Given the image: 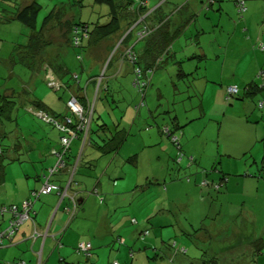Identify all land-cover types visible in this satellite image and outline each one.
Here are the masks:
<instances>
[{
  "label": "crops",
  "instance_id": "crops-1",
  "mask_svg": "<svg viewBox=\"0 0 264 264\" xmlns=\"http://www.w3.org/2000/svg\"><path fill=\"white\" fill-rule=\"evenodd\" d=\"M30 1L31 0H21L23 4L29 3ZM173 1L177 2V0ZM200 1L203 2V0L194 2L193 11L196 12L198 10L200 7ZM160 4L161 0H149V6L152 10L157 8ZM227 6L228 4L225 6L218 5V8L215 11H209L211 12L209 20L204 18L207 22L202 23L199 19L196 21L197 25H202L203 27H200L209 30L208 32L210 33L212 32L214 37L207 40L201 38L203 40L202 42L198 40L201 44L199 47V54L202 61H204V71L203 73L201 72V74L198 72V75L196 76L198 77V80L195 81L193 91L198 95V100L192 102L190 106L191 112L189 113L190 121L188 120V122L195 120L199 115V111L203 112L204 108L201 98H203V92H205L207 88L215 87L219 93L224 92V89L227 86H236L240 90L239 97L242 96V98L232 100L228 102V104L223 102L224 109L222 116L221 118L216 117V120L218 121V130L216 137L214 132L212 138L216 143V153H214L213 157L214 160L220 157L218 167L220 175H216L219 173L215 166L209 169L208 166L204 165L203 160L198 157V165H196L190 183L188 184L176 183L168 176L166 179H161L160 176H157L156 179H152L154 184H135L138 182V179L135 177L139 173L138 164H142V156L145 152L150 151L151 155H155L160 153V151H162V153L166 151L168 158L173 162L171 156L175 148L171 144L169 136L165 135L163 132L164 127H160L159 121H153L156 129L152 130L150 128H153V126H148L145 124L147 121L141 119L140 121H144V123L138 122L140 127L137 128V131L138 133L142 132L135 136L137 138H134V143L138 145V149L135 150L134 153H128V155L120 158L116 157V153L125 147L126 142L129 141L127 137L115 153L98 152L94 147H90L88 142L83 146L82 140L77 139L71 144L69 157L66 161V168L61 172H57L50 180L53 185L62 189L68 183L71 176V170L74 169L72 181L76 184H73L70 189L72 192L74 191L77 200H75L78 205L77 215L75 218L69 220L68 214L63 210L65 201L60 200L58 193H52L50 195L46 194L47 196L41 195L39 199L43 197V202L39 205L37 204L39 199H37L33 205L35 224L33 225L30 222H26L19 229L18 233L15 234L11 243L0 248V264H19L21 262H24V264H97L98 254L100 252L96 251V249L103 246L108 247V257L110 258L109 262H111V264H114L115 262H117V264H170V262H173L174 264H243L247 257L250 258V260L247 259L249 264H264V244H262V242L259 243L257 240L255 241V239H253L252 242H255L254 244L259 253L255 256L254 262L251 260V256H254L256 248H254L251 243L250 246L245 247L242 250L235 246H230V244L222 246L220 243L217 246H209L208 248H205V246L208 245L207 239H209V242L211 240L208 238L209 235L204 231L194 232L198 227L191 223L187 224L184 222V224H181L177 221L181 225L177 229H173V231H176V233H174L179 236V239L173 241V243L171 239H166V237L169 238L173 234L172 231H170V228L174 227V224H176V222L171 219V216L175 218L176 215L182 214L181 212L183 211L181 210L184 207L188 208L184 202L177 201L178 198L175 197L176 191L180 189H194L196 193H198L200 203L204 200L205 204H208L206 199H210L214 192L210 188V185L215 183L216 180L220 179L223 175H227L226 178L228 176L235 177L239 176L244 171V177L242 176L241 178L245 180L237 183L244 184L246 180H251L246 179L247 174L251 175L249 176L250 178L258 180L254 174L257 170L259 171L260 164L261 169H264V112L259 111L255 107V100H253V98L244 96L243 94V88L251 83L253 79H255L257 73L262 67H264L263 56L262 54H258L256 57L255 54L259 53V51H256V47H254L256 44V41H254L256 29H259L258 26L264 19V0L248 1L246 5L247 9L242 14H238L235 8H230L229 11H227ZM213 7L216 8L214 3L210 8ZM164 8L167 10V8L163 6V9ZM223 14L226 15V23L228 25L226 28H228V30L221 25ZM153 23H156V21L154 20ZM14 24L16 23H13V25ZM68 33L65 38L63 37L66 44H68V40L70 39H68ZM220 33L226 34L224 42L219 40ZM122 37L123 36L119 38V35L117 34L96 43L98 47L105 42L108 43L105 45L106 47H103V51L98 53V56H94V54L91 55V49L95 45L93 42H90L89 44L83 42V45L85 46L82 52L83 54L89 52L91 70H96L99 65L102 66L107 57L106 54H108L105 50L107 48H109L108 50L113 49V44ZM61 40L55 44L48 43V46L43 48L42 54L44 53V55H46V53H48L51 58L49 56V59L45 61L46 63H43L41 56L39 63L37 62V67L33 66L31 62L28 66L22 65L18 62L12 64L10 60L13 58L9 59L10 56L6 57L7 59H4L3 61H5V67L9 71L7 75V78H9L8 80L17 78L22 84L21 86L24 87L26 83L22 82L21 78H26L30 74L31 77L29 81L35 85L36 80L34 79H38L37 76L39 75V72H44V80L48 73H50L54 76L56 80L55 82L60 85L58 89H56V86L53 91L62 93V96L59 97L60 102L54 100L52 92L46 90L42 84L38 85L36 87L39 89L37 90L39 95L38 101H40L45 110L56 116L59 115L62 118L65 116L72 117L73 115L67 109L66 104L70 99L76 98L81 105L89 106V108L94 111L90 127L92 131L94 130L98 132L100 138H103L104 136L109 137L110 135L114 136L115 130L124 129L125 131L127 126H121V124L124 123L129 108H124V110L122 109L123 111L116 110L117 107L120 108V102H118L117 107H112V103L115 102L114 95L117 93L118 100H122L121 103H124L125 101H135L136 93L139 94V92L130 90L133 89L128 84L130 80V75L128 74L131 73L130 66L125 61L119 59V54L122 48L119 49L117 55H114L115 53L113 54L112 52V59L114 58V62L112 63L113 66L108 71V74H103V76L105 75L107 77L105 82L106 87L109 88L105 91V87H102L100 90L101 92H99L100 88L96 87L95 89L94 87H90V81L86 82L83 87H81L80 83L77 82V84H74L72 81L65 83L66 86L61 85L63 83L59 79L61 77L59 73L61 72L58 73V67L55 66L61 64L63 66L62 72L64 74L70 70L64 62H61L62 60L59 52L64 51L65 56L70 51L67 47L68 45L64 43L61 44ZM232 43L233 45L230 47V44ZM62 45H66V47L63 48ZM227 45L230 47V53L234 56H228ZM138 48H140V46L136 47V49ZM10 51L9 54L16 57V55H14V50L10 49ZM51 51L55 52L52 54ZM142 52L143 51H140V53ZM78 53L77 50L75 55ZM241 53L246 58L244 65L242 64L243 62L241 63L238 61L239 56L237 58L235 57L236 54ZM29 55L30 54L24 48L20 54H17V60H30ZM181 56L182 54L178 55L179 58H181ZM81 57L83 60L84 58L82 54ZM56 61L60 62L55 63ZM231 63L236 65V67L233 68L230 65ZM46 64L51 65L48 72ZM16 67L19 68V71L17 72L18 74L13 73ZM170 74L172 75L170 80L171 85L180 80L173 72ZM103 76L101 80H99V84L104 82L105 77L103 79ZM214 76L215 78H213ZM74 78L77 79V76H74ZM162 79L163 76H160L157 81H161ZM153 81V79L150 80V86ZM185 83L186 82H184V84ZM192 83L193 82H190L189 84L191 85ZM13 84L18 85L19 83L14 81ZM0 87H2L1 84ZM3 87L4 93L10 95L12 93L11 89L16 86L9 87L4 82ZM104 93H107L106 97L103 96ZM188 93L191 94L189 91ZM192 95L194 96L193 92ZM257 96L264 98L263 93L256 94L254 97ZM63 102L66 104L63 105ZM103 102L106 104L103 106L100 105ZM144 103L146 104L145 101ZM26 104H28V102H26ZM17 106L20 107L23 105L21 103ZM19 107L17 108L19 109ZM25 107L23 106V113H25ZM19 110L21 111V109ZM131 110L135 112V110ZM139 110L140 108L136 111V118L140 116ZM12 111L13 110H10L6 113L8 116L7 120H12ZM262 111H264V109ZM116 113L120 114L119 119L114 115ZM150 113L151 110L147 112L149 116L146 117L152 119L153 116ZM23 118L25 119L24 116ZM23 118L16 113V124L14 127H12L11 124L2 127V119L0 121V134L2 131L8 133L11 144L13 142L15 144L16 142L14 140L16 139H18V141L20 140L24 148L13 154V150L10 147L6 152L7 160L15 159V161L10 162L5 166V177L9 165L14 166L17 169V172L14 169L11 170V173L16 175L11 184H7L4 180V183L0 185V204H20L29 199L30 196H32V193L29 195V192L42 185V176L45 173L44 170L51 167L55 161L54 156L50 154V150L58 147L59 132L53 128L38 126L40 130L39 132L31 131V133L25 138L18 131V120ZM98 125H105L106 128L100 129ZM183 126H176L172 131L173 134L175 132L180 133ZM229 126L232 127L229 128ZM52 129L53 132L50 133ZM184 132L185 129L181 131L182 134H180V137L184 136ZM142 133L145 134V137L141 142ZM238 133L239 135L235 136ZM229 137L230 140H228ZM258 143L261 144L263 152L261 163H258V159L255 158L252 153L250 155L253 158L252 164L256 166L255 172L253 169L244 166L238 168L236 162L229 160H227L228 162L226 165L236 167L234 170H229V173L224 171L222 165V159H224V157L225 160L226 158L230 159L232 157L233 159L237 158L238 160L243 157L246 152L252 151L253 149L251 148ZM147 146H150L151 149H147ZM161 148L165 149L162 150ZM180 148L185 149V145L180 144ZM126 156L127 159H123ZM190 157L194 162V157ZM182 158L183 160L181 159L180 163L177 165V171L179 172L182 169L189 167L185 164H189L190 161L188 159L184 161V157ZM39 162L41 164L39 168H36V163ZM28 165L32 168H28ZM76 175H78L77 178ZM106 176L107 178L114 179L112 184H109L111 181L104 179ZM32 177H34V181H31ZM203 180L208 182L206 188H201V185L198 184ZM226 181L227 184H229V178H227ZM93 182L95 183L92 184ZM225 188L227 189L228 186H225ZM158 189L163 194V199L158 196ZM220 195L221 193L217 196H214L213 194L212 202L209 203L207 209L204 204L197 209L196 223L198 225H203L204 220L209 216L218 218V231L213 232L212 234L214 239L221 237L220 235L224 228L222 227L223 225L221 226V209L215 206V202L221 199ZM96 197H102V199L98 200ZM194 199L195 198H192V201H194ZM102 206L105 207L103 210L101 209ZM137 206H149L147 210H142V216L140 219L133 216ZM199 218L201 219L199 220ZM8 219V215H0V231L6 226ZM159 225H162V227H159ZM148 227L150 229H148ZM34 229L41 234H46L45 237L33 238ZM146 230L150 232L148 238L151 239L147 240V242L146 239H144L142 242L143 248H141V242L138 241V243H136V236H141V233L143 231L146 232ZM188 231H190L192 235L189 234ZM189 236L193 238L192 242L194 246H196V253L191 252V255L194 256L193 258H188L187 255H189L190 250H185V248L190 247V245L184 237L188 238ZM128 239V254L130 257L127 254L120 258V252L122 251L121 245L126 244ZM115 241L119 244L116 249H114ZM218 241L220 240L218 239ZM242 241L247 244L250 242V239L243 238ZM257 242L258 244H256ZM78 243L90 244L91 250L88 254L84 255L82 252H77L76 247ZM178 243L180 244V247H178ZM202 247L204 248L202 251H205L201 254ZM226 249L230 251L231 249L238 250L226 253ZM113 251L119 252V254L116 256L112 255L111 252ZM170 255L171 257H169ZM204 259H207L208 263L204 261Z\"/></svg>",
  "mask_w": 264,
  "mask_h": 264
},
{
  "label": "rangeland",
  "instance_id": "rangeland-1",
  "mask_svg": "<svg viewBox=\"0 0 264 264\" xmlns=\"http://www.w3.org/2000/svg\"><path fill=\"white\" fill-rule=\"evenodd\" d=\"M37 3L40 4L41 6V10L38 13V20H37V27L41 26V20L42 18H44L48 11L52 8V6L56 5L57 6V10L59 9L61 13L65 12L66 14L62 17V19H60L59 21L57 20V22H53V24H48V26H46V29L43 32V40L47 43H57L58 41H60L63 37L65 38L68 30H67V26L66 24L69 23H78L79 21H87L91 20L92 23L93 22H97L99 19L98 18V14H96L97 11L100 12L99 7H97L95 10L92 9L93 6V0H82V6L79 7L78 5H74V4H70L72 3L73 0H36ZM250 0H246L245 1V5H247V2ZM252 1H258V0H252ZM263 1V0H262ZM227 11H229L230 8H234L235 4H234V0H230L229 2H224L223 6L227 5ZM18 5V4H17ZM63 6V7H61ZM247 9V7H246ZM65 10V11H64ZM82 11V12H81ZM82 14V15H81ZM207 14L206 12H203L201 15H198V19L200 20V22L204 21V15ZM211 14V12L209 13ZM82 16V17H81ZM239 18V17H238ZM105 19L101 18L100 21H103ZM91 23V24H92ZM221 25L223 27H228L227 23H226V15L223 14L222 15V19H221ZM196 26H199L196 24ZM193 29V28H192ZM228 30V28H226ZM258 30V29H256ZM209 30H206L205 34V38H203L204 40L207 39H212L213 33L208 32ZM217 34V33H216ZM29 35V31L26 27L22 26L19 23L14 24V26H11L10 29H0V39L3 40V43H5L6 41H8L5 45L3 44L2 48L0 49V84L2 87L1 88V96H0V103L3 104V108L4 111L5 109H7V107L9 106L8 102H13L15 101V103L17 104H21L24 106V103L29 102L26 106H30L31 103L30 101L33 102V98L39 99V95L37 93V90H39L38 88H36L38 85L42 84L44 86V88L46 90H48L49 92H52L53 94V99L57 100L60 102L59 97L62 96V93L60 92H55L51 89H49L46 85V82L44 80V72H39V75L37 76L38 79H34L36 80V84L33 85V83L30 80V74L26 77V78H21V81L26 83L24 85V87H22L21 83L19 82V80L17 78H12L11 80H5V83L9 86V87H13L16 86L15 88H13L14 90L12 91V95L17 94L15 96H11L9 98H3L4 96H2V94H4L3 91V85H4V81H1V78L5 79L8 75V69L5 67V61H2V59H7V53H9L8 50L10 49H15L18 48V46H16V44H23V42L27 39V36ZM72 34L69 32L68 33V38H71ZM226 34H221L220 33V37L219 40L221 42L225 41V37ZM62 39L61 44H66L65 39ZM200 42H202L203 40L201 39V36H199ZM19 41V42H17ZM120 40L116 41L115 44H113V49L108 50L109 48H107L105 51L108 53L106 54V59L103 62L102 66H98V68L96 70H91V60L89 59V54L86 52L85 54H83L82 50L79 49H75L72 48L69 44L67 47L70 49V51L64 56V51H60L59 55L61 56V62H64V64L70 69L67 72H65V74L63 72L59 73V75L61 76L59 79L61 82H63V84L67 83L68 81H72L74 82V84L80 83L81 87H83L85 85L86 82H91L90 87H94L96 89V87H100L102 89V87L106 86V79L107 77L103 74H108V71L111 69V67L113 66L110 65L108 67V63L112 60V52L114 53L115 49L117 48L118 44H119ZM21 44V45H22ZM108 43H103L101 45H94V47L91 49V55L94 54V56H98V53H101L103 51V47H106L105 45H107ZM66 45H62L63 48L66 47ZM232 44H230L231 47ZM55 46V45H54ZM208 46V45H207ZM98 47V48H97ZM227 45V51H228V56L232 55L234 56L232 53H230L229 48ZM77 50L80 54H82L83 56V60L80 61L76 58L75 53H77ZM258 50V49H257ZM43 51V50H42ZM41 51V56L43 59V63H46L45 61L49 59V54L46 53V55H44V53L42 54ZM52 54L55 51H51ZM104 52V53H106ZM66 53V52H65ZM258 54L261 53H256L255 56L257 57ZM117 55V54H116ZM239 56V57H238ZM235 57H238V61H240L243 65L245 64L246 58L243 56V54H236ZM254 57V55H253ZM39 58H41L39 56ZM37 58V59H39ZM51 58V56H50ZM18 57H15V60H17ZM93 61V59H92ZM41 62V63H42ZM60 61H56L55 63H59ZM114 62V60L112 61V63ZM19 63V62H18ZM32 65L34 66V61L31 62ZM233 68L236 67V65H234L233 63L230 64ZM49 66V65H48ZM11 67V66H10ZM108 67V69H107ZM19 71V68L16 67L13 71L14 74H18L17 72ZM128 75H130V80H129V86L133 89H130L132 91H136L138 92L139 89H137V87H133L132 82H131V74L129 73ZM74 76H77V79L74 78ZM103 76L104 82L99 84V80H101ZM171 76L170 74H167L166 76H163V79L161 81H157L158 80V76L155 75V80L151 83L152 85L149 88L150 85V81L148 83V85L146 86V88H143L144 91L143 93H136V100L135 101H125L124 103H121L122 100H118V95L117 93L114 95V103H112V107L118 106V102H120V108H116V110L118 111H123L124 108H129L128 109V113L126 114V119L124 121L122 125H126V131L128 133L127 138L129 141L126 142V145L124 148L120 149L117 153H116V157L120 158L123 157L125 155H128V153H134L135 150L138 149V145L136 143H134V138H137L135 136H137L138 134H140L141 132L138 133L137 128L140 127L138 122L144 123V121H140L141 119H145V121H147L145 124H147L148 126L153 128H150L152 130H155V124L154 122L159 121V125L160 127H167L168 130L170 129V131L172 132L173 129H175L176 126H183V128L180 130L179 132H175L173 134V136H176L179 139V143L181 145H185V149H181L182 152L181 153V157L179 156V152L176 150H174L172 152V156L171 158L173 159V162L171 159L168 158V155L166 154V151L164 153H162V151H160V153L155 154V155H151L150 151H147L143 154L142 156V164H138V175H136L135 177L138 179V182H136L135 184H154V182L152 181V179H156L157 176H160L161 179H166L167 176L170 179H173L174 182L176 183H180V184H188L190 183V180L192 178V175L195 171L196 165L197 164V158H201L203 160V163L205 166H208L209 169L214 167L217 168V172L219 171L218 167H219V159L220 157H218L216 160H214V153H216V143L215 140L212 139L213 138V133L215 132V137L217 134V130H218V121L216 120V117H220L222 116V112H223V102H225L226 104H228V101L225 99V91L226 89H224V92L219 93L215 87L213 88H207L205 92H203V98H201V101L203 102V112L199 111V115L197 118H195V120L188 122V120L190 121V115L189 113L191 112V104L192 102H194V100H198V95L196 94V92L193 91V88L195 86V82L194 84L191 86V88H188L187 86H185L183 83H177L176 86H172L170 84V80H171ZM215 78V76L213 77ZM102 79V81H103ZM16 83H19L18 85H14L13 82L14 81ZM55 82V81H54ZM53 88L55 87V85H51ZM141 89V90H143ZM158 89V90H157ZM188 91L192 94H194L193 98L192 96H189ZM14 92V93H13ZM99 92H101L99 90ZM107 93H104L103 96L106 97ZM101 95V94H100ZM142 96H144V99L142 101ZM31 97V98H30ZM33 97V98H32ZM67 97V96H66ZM161 97V98H159ZM65 98V97H64ZM100 98V96H99ZM237 98L231 99V100H236ZM53 100V101H54ZM99 100V99H98ZM93 101V99H92ZM144 101L146 102V104H142V106H140V103H144ZM95 102L97 103V101L95 100ZM66 103L63 102V105H65ZM94 104V103H93ZM106 103H101L100 105H104ZM4 105L6 107H4ZM95 105V104H94ZM67 106V104H66ZM137 106V107H136ZM159 106V108H158ZM19 107V106H17ZM139 110L140 116H138L136 118V111ZM20 110L18 109H13L12 111V120H7L6 118L1 116L2 122L4 124H8L12 127L15 126L16 122H15V115L16 113H18L20 115L21 118H23V116L25 117V119H21L18 120V131L19 133L24 136L26 138L27 135H29V133H31V131L33 132H39V128L38 125L40 124V122L38 123V117H35L32 114L29 113H23V107H19ZM123 109V110H122ZM131 109L135 110L132 111ZM151 110V113L153 118L149 119L146 116H149L147 114V112ZM196 111V110H195ZM188 112V113H187ZM187 113V114H186ZM118 119L120 117L119 113L114 114ZM113 115V116H114ZM44 127V126H43ZM232 126H229V128H231ZM49 128V127H47ZM185 129V132L183 133L184 136L180 137V134L182 130ZM148 130V129H147ZM53 132V129L50 131V133ZM151 132V131H150ZM173 133V132H172ZM239 133L235 136H238ZM159 136V135H158ZM145 134L142 133V137H141V142L142 140H144ZM170 140V139H169ZM228 140H230V137L228 138ZM6 141H9V139H7ZM172 146V145H171ZM169 148V147H168ZM147 149H151L150 146H147ZM162 150H164L165 148H161ZM252 151H248L245 153V155L241 158H239L237 160V158H226L222 159V165L224 168V171L228 172L229 170H234V167H231L229 165H226V163L229 161L232 162H236L237 163V167H247V168H251L253 169V171L255 172L256 166H254V164H252V157L250 156L251 153L253 154V156H255V158L258 159V163L260 164L262 161V156H263V152H262V146L260 143L255 144L253 146ZM168 151V150H167ZM41 152V151H40ZM43 152V151H42ZM168 153V152H167ZM169 156H170V152H169ZM190 156L194 157V162H192V158ZM184 157V161H186L187 159L190 161L189 164H185L186 166L188 165L189 167L182 169L180 172L177 171V165L180 163L181 159L183 160ZM123 159H127V156ZM192 163V164H191ZM40 162L36 163V168H39L40 166ZM28 168H32L30 165H28ZM233 168V169H232ZM14 169L17 172V169L12 166L9 165L8 169H7V173H6V177H5V181L7 182V184H11L14 177L16 175H13L11 173V170ZM46 172V169L44 170ZM216 171V170H215ZM208 173V172H207ZM219 173V172H218ZM229 173V172H228ZM108 174V172H107ZM217 176L220 175L216 174ZM258 180H256L255 178H250L249 174H247V178L246 179H251V180H246L244 184H237L239 181H244L245 179H242L241 177H244V171L242 172V174H240L239 176H235V177H227L229 178V184H227V181L223 182V186L220 188V190L213 192L212 196L210 199H206L208 201V204H205L204 200L200 203V199L198 196V193H196V191L194 189L192 190H185V189H180L178 191L175 192V197L178 198L177 201H182L184 202V204H186L188 206V208H183L181 211L182 214L176 215L175 218L171 216V219H173V221L176 222V224H174V227L170 228V231H172V235L166 239H171L172 243L173 241H177V239H179V236H177L175 233L176 231H173V229H177L182 223L184 224V222L191 223L193 225H196V227H200L202 224H197V209L201 206V205H205V208L207 209L209 203L212 202V197L213 194L214 196H217L219 193H221L220 195V200L215 202V206L219 207L221 209V215H223L221 217V222L224 220V222L222 223L224 228L223 231L221 233V237L217 238V239H211L209 242V239H207V246H205V248L207 247H214L217 246L219 243L222 246H226L229 245L230 246H235L238 249L242 250L245 247L250 246L249 243L245 244V242H243V238H248L250 240H257L258 242H262V244H264V169H261V164L259 165V171L257 170V172L254 174ZM78 175H76L77 178ZM227 176V175H225ZM225 178V179H227ZM107 181H111L112 184L113 182V178H107V176L104 178ZM31 181H34V177L31 178ZM170 181V180H169ZM105 182V181H104ZM171 182V181H170ZM172 182V183H174ZM220 182V179L216 180V184H218ZM95 182H93L92 184H94ZM198 184H201L200 182ZM225 186H228V188L226 189ZM42 187V186H41ZM139 187V186H137ZM154 187V186H153ZM156 190V189H154ZM40 191V189H39ZM158 196L160 198L163 199V194L161 193V191L158 189ZM198 192V191H197ZM10 197V196H8ZM43 198V197H42ZM42 198L39 199V201L37 202V204H41V202H43ZM98 200L102 199V197H96ZM192 198H195L194 201H192ZM104 199V198H103ZM105 202V201H104ZM102 203V202H101ZM105 207H101V209L103 210ZM149 208V206H137L135 211H134V217H137L138 219L141 218L142 216V210H147ZM180 209V208H179ZM201 218H199L200 220ZM179 221V222H177ZM207 220H204V223ZM132 223V222H130ZM148 234L146 235L145 231H143L141 233V236H136V243H138V241H140L142 244L141 248H143V240L146 239L147 240L151 239L148 238L150 235V232L147 231ZM175 232V233H174ZM189 234L190 231H188ZM194 233V232H193ZM175 234V236H174ZM183 237V236H181ZM142 238V240H141ZM210 238V237H208ZM165 239V240H166ZM184 239L189 243L190 247L185 248V250H190L188 258H193L194 256L191 255V252H195L196 253V246H194L193 242H192V237H184ZM218 239L220 241H218ZM131 241V240H130ZM249 241V240H246ZM128 242L129 239L127 240V243L124 245H121L122 251L120 252V258L124 255L126 256L129 252V247H128ZM115 248H117V246L119 245L117 241H115ZM178 247H180V244L178 243ZM113 248V247H112ZM111 249V248H110ZM109 249V250H110ZM202 249H204L203 247L201 248V254L202 252H204L205 250L202 251ZM264 249V248H263ZM96 251L100 252L98 254V262L97 264H111V262H109V257H108V247H100L97 248ZM226 253H229L230 250H225ZM112 255H117L119 254V252H111ZM241 253L243 254V252L241 251ZM129 256V254H128ZM246 256V254H245ZM130 257V256H129ZM171 257V255L169 256ZM246 258V257H245ZM247 259L250 260L249 257L246 258V261L243 264H249L247 262ZM189 260V259H188ZM205 260V259H204ZM169 261V259H168ZM191 261V260H190ZM176 262V261H175ZM117 264V262H115ZM170 264H174L173 262H170Z\"/></svg>",
  "mask_w": 264,
  "mask_h": 264
},
{
  "label": "trees",
  "instance_id": "trees-1",
  "mask_svg": "<svg viewBox=\"0 0 264 264\" xmlns=\"http://www.w3.org/2000/svg\"><path fill=\"white\" fill-rule=\"evenodd\" d=\"M198 0H177V2H174L173 0H161V4L152 10L149 6V0H93V6L92 9L95 10L97 7H99V11L96 12L98 14L99 19L97 22H93L91 20L87 21H79L78 23H67V30L72 34L71 38L68 40V44L70 42V46L75 49L83 50L84 46L83 42L85 44H89L90 42H93V44H96L104 39H107L109 37H112L114 35H119V38L123 36L120 40L121 42L118 44L117 48L114 51V55H116L121 49V52L119 54V59L122 61H125L129 64L131 69V78H132V85L133 87H137L139 89V94L143 93L144 89L148 85L149 81L151 79L155 80V75L158 76H166L167 74L174 73L176 77H178L180 80L177 82H174L172 86H176L177 83H183L186 82L184 85L191 88V86L194 84L195 81L198 80V77H196L201 72L204 71V61H202V58H200L199 54V47L201 46L200 42L198 40L199 36L201 38H205L206 29L196 26V21L198 20V15H201L203 12H206L207 14L204 15V18L209 20V16H211L209 11L213 12L218 8V5H223L224 2H228L229 0H203V2H199L200 7L195 12L193 11L194 2ZM246 0H234V8L237 11L238 14H242L246 11ZM214 3V6L216 8H210L212 4ZM240 3H242V7L240 6ZM18 4V5H17ZM71 5H78L79 7L82 6V0H73ZM163 6L167 8V10ZM63 7V6H61ZM64 8V7H63ZM41 10V6L39 3H37L36 0H31L29 3L23 4L21 0H0V29H10L11 26H14L13 23H19L22 26L26 27L29 31V35L27 36V39L23 42V44H16L18 48L13 49L14 55L17 56V54L21 53V51L25 48L27 52L30 54L29 58L30 60H15L14 56H11L9 53H7V57L10 56L9 59L12 64H15L19 62L22 65L28 66L30 62L34 61V66L37 67V62L39 63V56L41 57V51L45 46H48V43L43 40V32L46 29V26L48 24H53V22H57L66 14L65 12L61 13L60 10H57V6L54 5L52 8L48 11L47 15L42 18L41 26L37 27V18L38 13ZM65 11V10H64ZM82 12V11H81ZM218 14V13H217ZM82 15V14H81ZM82 17V16H81ZM103 18L105 20L100 21V19ZM156 21V23H153V21ZM207 20L202 21L207 22ZM92 23V24H91ZM259 29L256 30L254 41H256V44L254 47H256V51H259V53L263 56V63H264V19L260 22V25L258 26ZM193 28V29H192ZM125 35V36H124ZM74 38L79 39L78 46H74ZM8 41L3 43V40L0 39V49L2 48L3 44L5 45ZM255 43V42H254ZM137 46H140V48L136 49ZM144 48V49H143ZM143 49V50H142ZM258 49V50H257ZM10 51V50H8ZM140 51H143L140 53ZM11 52V51H10ZM89 53V52H88ZM181 58L178 57V55H181ZM77 59L82 61L81 54L78 53L76 55ZM39 58V59H37ZM4 59H2L3 61ZM22 60V59H21ZM114 58L108 63V67L112 65V61ZM10 62V63H11ZM47 72L49 71L51 65L46 64ZM49 65V66H48ZM58 73L63 71V66L61 64H58ZM107 67V68H108ZM166 74V75H165ZM52 76V74H50ZM171 75V74H170ZM55 80L54 76H52ZM152 77V78H151ZM9 78H1V81L5 80L7 81ZM56 81V80H55ZM46 85L49 89L54 90L55 88L50 87L49 84L46 81ZM190 82H193L191 85ZM57 85V88H59L60 85ZM62 86H66V84H61ZM68 85V84H67ZM150 86V85H149ZM231 86H227L225 89V99L230 102L231 99L237 98L241 99L240 96V90L237 89L236 94H229L227 92V88ZM98 88H100L98 86ZM109 87L105 86V91H107ZM143 89V90H141ZM8 90V89H6ZM10 90V89H9ZM14 90L13 88L11 89ZM101 90V88L99 89ZM4 91V89H3ZM1 92V91H0ZM14 93V92H13ZM264 95V67L257 73L255 76V79L249 84H247L243 88V94L244 96H248L253 98L255 107L261 111L264 109V98L263 97H254L256 94ZM9 98L11 96H15L17 94L10 95L2 94L4 96L3 98ZM1 96V94H0ZM189 96H192V94H189ZM31 98V97H30ZM33 98V97H32ZM33 102L30 101L31 105L28 107L27 104L24 103V111L25 113H29L34 115L35 117H38V123L40 124L38 126H44L53 128L59 132L58 137V147L56 149H51L50 154L54 156V164L46 168V172L42 176V184L45 185H51L55 188L51 190L47 195H50L52 193H58L60 200L65 201V205L63 206V210L66 214H68V217L75 218L77 215V209L78 205L76 204V198L74 191L72 192L70 187L73 186V184H76L75 182H72V184H66L64 188L60 189L57 186L53 185V183L50 181L52 176H49V170H51L56 162H57V154H60L62 152V146L60 144V137L62 136V133L58 130V128L54 127L52 122H58L61 123V121L64 120V118H69L71 120V126L73 128L79 123L77 118L75 116H65L60 117L59 115H55L52 113H49L47 110L43 108L40 101L38 99L33 98ZM144 99V96H142V101ZM9 106L7 109L2 107L3 104L0 103V121L1 116L8 119V116L6 113H8L10 110L18 109L16 106L19 105L13 102H8ZM29 103V102H28ZM40 104V105H39ZM144 105L145 103H140V106ZM81 105V104H80ZM83 106L84 110L88 112L89 106ZM4 107H6L4 105ZM23 107V106H21ZM137 107V106H136ZM19 110V109H18ZM39 114L45 115L47 118L51 119V123L47 122L43 119V117H40ZM94 111L91 113V117H93ZM2 127L7 125L1 122ZM91 124V123H90ZM100 129L106 128L105 125H98ZM66 127V125H65ZM98 129V128H97ZM67 132V131H66ZM64 133L65 135H68V133ZM163 132L165 135H168L170 138V142L173 145V147L179 152V156L181 157V148L179 144V140L176 136H173V133H171L168 128H164ZM82 135V137H81ZM128 133L124 129L115 130V135L112 136H104L103 138H100L97 131H92L91 127H89V130L86 131V135L84 136V130H77L76 137H74L69 147L65 150L63 153V159L64 162L68 160L69 153H70V147L75 140L80 139L82 140L83 146L85 143L88 142L89 146L94 147L98 152H110L115 153L124 140L126 139ZM8 133H4V131L0 134V185L4 183L5 180V166L10 163L14 162V160L8 159L6 152L8 151V148H12L13 154L15 152L21 151L23 148L22 142L18 139L14 140V142L11 144V140L6 141L9 139ZM9 143V144H7ZM11 144V145H10ZM87 144V145H88ZM12 154V155H13ZM8 161V162H7ZM193 162V161H192ZM67 166V163L65 164ZM62 169L61 171H63ZM60 171V172H61ZM226 176L223 175L220 178V182L218 184L212 183L210 185V188L215 192L220 190V188L224 185L223 182H225L227 179H225ZM205 182L206 184H202ZM208 182L206 180H203L201 182V188L207 187ZM66 190L67 195L61 199V193L64 191V189L67 187ZM42 186V185H41ZM40 186V187H41ZM217 186V188H215ZM39 188L33 189L29 192V195L34 192V195H36L39 192ZM70 190V193H69ZM45 195V196H47ZM31 197V196H30ZM29 198V197H26ZM25 198V199H26ZM39 199V197H37ZM76 200V201H75ZM23 202L20 204H0V215H8L9 219L6 222V226L0 231V235L2 233H6L9 228L10 222L13 219L12 215L14 214L11 209L12 207L18 208V210H21ZM36 216V215H35ZM223 216V215H222ZM35 217L30 216L27 217L25 220L21 222L18 226H15L16 228L12 227L11 229L13 232L14 238L15 234L18 233L19 229L26 223L30 222L33 225L35 224ZM206 222L198 227L195 231H204L207 235H209L210 239H214L212 236L213 232H217L219 228V220L217 217L209 216L206 218ZM221 222V226L223 225ZM159 227H162V225H159ZM224 227V226H222ZM148 229H150L148 227ZM146 230V235H147ZM192 235V234H191ZM190 235V236H191ZM189 236V237H190ZM253 240H250L249 244L251 243L254 248H256V251L254 253V256H251V260L255 261V256L259 253L257 250V247L255 246V242H252ZM256 241V240H255ZM8 240L5 238L0 237V243L2 246H5L7 244ZM260 243V242H259ZM79 244V243H78ZM77 244V245H78ZM258 244V242L256 243ZM251 245V246H252ZM77 250V247H76ZM91 250V247H90ZM234 250L238 249H231L230 252H234ZM79 253V251H77ZM229 252V253H230ZM82 254H86L82 252ZM208 263V260L205 259Z\"/></svg>",
  "mask_w": 264,
  "mask_h": 264
},
{
  "label": "built area",
  "instance_id": "built-area-1",
  "mask_svg": "<svg viewBox=\"0 0 264 264\" xmlns=\"http://www.w3.org/2000/svg\"><path fill=\"white\" fill-rule=\"evenodd\" d=\"M240 6L242 7V3H240ZM74 42V46H78L79 44V39L78 38H74L73 40ZM51 75L48 76L49 80V86L51 85H56V82H54L53 78L51 77ZM52 87V86H51ZM227 92L229 94H236L237 93V89L233 86L228 87L227 88ZM67 107L69 108V110L71 111L72 115L75 116L78 120V124L73 128V126H71V120L69 118H64L63 121H61V123L58 122H52L54 125V127L58 128V130L62 133V136L60 137V144L62 146V152L60 154H57V162L55 164V166L49 170V175L54 174L55 172L63 169L65 167V162L63 159V153L65 152V150L69 147V144L71 142V140L76 137V132L77 130H84V136L86 131L88 130V126H89V122H90V116H91V112L90 110H88V112L86 110H84L81 106H79L76 101L72 98L68 103H67ZM40 117H43L44 120H46L47 122L51 123V119L47 118L45 115L39 114ZM66 125V127H65ZM67 131V132H66ZM68 133V135H65L64 133ZM203 185L206 184L205 182L202 183ZM55 187L45 184L44 190L43 192L45 194L49 193L51 190H53ZM215 188H217V186H215ZM68 189V185L67 187L64 189V191L61 193V197H65L66 194V190ZM28 204L23 203L21 206V210H18V208L16 207H12L11 211L14 213L12 215L13 219H11L12 221L10 222L9 228L7 230V232L2 233L0 235V237L7 239L8 241L11 240V238L13 237V230L11 229L12 227L16 228L15 226H18L19 224H21V222L23 220H25L27 217L22 215L27 209H28ZM71 219V214H70V218ZM1 243H0V247H1ZM77 251L79 252H84L86 254H88V252L90 251V244L88 243H79L77 245ZM20 264H24L23 262H21ZM115 264V263H114Z\"/></svg>",
  "mask_w": 264,
  "mask_h": 264
},
{
  "label": "bare ground",
  "instance_id": "bare-ground-1",
  "mask_svg": "<svg viewBox=\"0 0 264 264\" xmlns=\"http://www.w3.org/2000/svg\"><path fill=\"white\" fill-rule=\"evenodd\" d=\"M77 47V46H76ZM50 75V73H48V75H47V77H46V81H47V83H49V78H48V76ZM52 77V76H51ZM50 77V78H51ZM53 78V77H52ZM54 80V79H53ZM55 81V80H54ZM51 87V86H50ZM54 88H56V87H54ZM75 101H76V103L79 105V106H81L80 105V103L76 100V98H73ZM71 100V99H70ZM69 100V101H70ZM68 101V102H69ZM67 102V103H68ZM82 108H83V106H81ZM67 109L69 110V108L67 107ZM84 109V108H83ZM89 110H90V112L92 113V110L89 108ZM69 112L71 113V111L69 110ZM72 114V113H71ZM91 119H92V117L90 116V122H89V126H88V130H89V127H90V123H91ZM54 126V125H53ZM85 135H86V133H85ZM66 164V163H65ZM64 168H66V165H65V167ZM63 168V169H64ZM62 170V169H61ZM61 170H59V171H61ZM59 171H57V172H59ZM57 172H55L54 174H52V175H49V176H54ZM49 173V172H48ZM73 175H74V169H72L71 170V176H70V178H69V181H68V183L67 184H72V177H73ZM46 184V183H45ZM44 187H45V185L44 184H42V187L40 188V191L36 194V195H34V193H32V196L29 198V199H27V200H25V201H23V203H26V204H28V209L22 214V215H24V216H26V217H30V216H33V205H34V203L36 202V200L38 199L37 197H40L41 195H46L44 192H43V190H44ZM34 228H35V226H34ZM45 235L46 234H41V233H39L36 229H34L33 230V238H37V237H45Z\"/></svg>",
  "mask_w": 264,
  "mask_h": 264
},
{
  "label": "water",
  "instance_id": "water-1",
  "mask_svg": "<svg viewBox=\"0 0 264 264\" xmlns=\"http://www.w3.org/2000/svg\"><path fill=\"white\" fill-rule=\"evenodd\" d=\"M66 194H67V193H66ZM61 199H62V197H61ZM11 239H12V238H11ZM9 243H11V240H9V241L7 242V244H9ZM7 244H6V245H7ZM6 245H5V246H6ZM5 246H1L0 248H3V247H5ZM23 263H24V262H23ZM19 264H20V263H19Z\"/></svg>",
  "mask_w": 264,
  "mask_h": 264
},
{
  "label": "clouds",
  "instance_id": "clouds-1",
  "mask_svg": "<svg viewBox=\"0 0 264 264\" xmlns=\"http://www.w3.org/2000/svg\"><path fill=\"white\" fill-rule=\"evenodd\" d=\"M70 220V219H69ZM11 241H12V239H11Z\"/></svg>",
  "mask_w": 264,
  "mask_h": 264
}]
</instances>
